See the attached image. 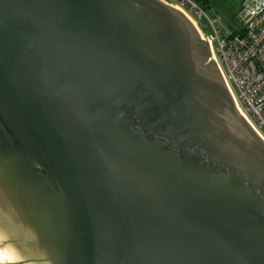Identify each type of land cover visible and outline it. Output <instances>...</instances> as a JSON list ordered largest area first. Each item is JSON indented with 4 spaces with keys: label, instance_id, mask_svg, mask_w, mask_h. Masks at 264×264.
Returning a JSON list of instances; mask_svg holds the SVG:
<instances>
[{
    "label": "water",
    "instance_id": "water-1",
    "mask_svg": "<svg viewBox=\"0 0 264 264\" xmlns=\"http://www.w3.org/2000/svg\"><path fill=\"white\" fill-rule=\"evenodd\" d=\"M0 264H264V139L163 0H0Z\"/></svg>",
    "mask_w": 264,
    "mask_h": 264
},
{
    "label": "built area",
    "instance_id": "built-area-1",
    "mask_svg": "<svg viewBox=\"0 0 264 264\" xmlns=\"http://www.w3.org/2000/svg\"><path fill=\"white\" fill-rule=\"evenodd\" d=\"M163 1L183 11L197 26L209 44L236 107L264 139V0H243L240 26L226 33L216 29L215 19L196 0ZM201 21L209 22L214 33L203 30Z\"/></svg>",
    "mask_w": 264,
    "mask_h": 264
},
{
    "label": "rangeland",
    "instance_id": "rangeland-1",
    "mask_svg": "<svg viewBox=\"0 0 264 264\" xmlns=\"http://www.w3.org/2000/svg\"><path fill=\"white\" fill-rule=\"evenodd\" d=\"M242 1L243 0H196L199 5L205 8L206 14L210 18L215 19L216 29L222 33H226L230 29L240 26ZM191 14L197 18L194 12H191ZM200 25L202 29L208 33H214L213 26L209 22L201 21Z\"/></svg>",
    "mask_w": 264,
    "mask_h": 264
}]
</instances>
